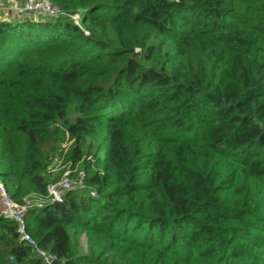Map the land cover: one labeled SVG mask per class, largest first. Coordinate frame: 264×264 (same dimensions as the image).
<instances>
[{
    "label": "trees",
    "instance_id": "1",
    "mask_svg": "<svg viewBox=\"0 0 264 264\" xmlns=\"http://www.w3.org/2000/svg\"><path fill=\"white\" fill-rule=\"evenodd\" d=\"M46 1L56 17L0 19V178L45 199L70 139L97 196L32 207L36 245L63 264H264V0ZM0 264H46L2 217Z\"/></svg>",
    "mask_w": 264,
    "mask_h": 264
},
{
    "label": "built area",
    "instance_id": "2",
    "mask_svg": "<svg viewBox=\"0 0 264 264\" xmlns=\"http://www.w3.org/2000/svg\"><path fill=\"white\" fill-rule=\"evenodd\" d=\"M25 10L28 13H36L40 10H45L47 12H51V16H55V14H58V9L50 5L46 0H33L32 2L27 4ZM83 178L84 172H79V184L78 182L76 184H72L70 178L68 177V173H65L59 181L48 183L46 185L45 200L38 202L36 205H32L26 199H24L22 203L11 200L6 193L2 181H0V217L15 222L17 226V232L19 233L21 241L26 245H30L34 249L35 254L40 256L46 264H50L51 256L45 251L41 250L36 245L32 237L25 231L26 215L32 208V206L40 207L44 203L62 202L65 194L68 191L74 189V187H76L77 185L78 187L83 186Z\"/></svg>",
    "mask_w": 264,
    "mask_h": 264
},
{
    "label": "rangeland",
    "instance_id": "3",
    "mask_svg": "<svg viewBox=\"0 0 264 264\" xmlns=\"http://www.w3.org/2000/svg\"><path fill=\"white\" fill-rule=\"evenodd\" d=\"M32 1L33 0H0V19L11 20L16 16L20 17L21 14L24 13V11L26 12V14H30L32 16H34V15L38 16V14H40V15H42L43 19H45V18L49 19V18L56 17V14H55V16L54 15L51 16L52 15V14H50L51 12H47L45 10H40L36 13H28L25 10V8H26L27 4L32 2ZM71 144H72V140L66 139V141H64V143L62 144L61 151H60L61 153L55 155V157L53 158L54 160H52V162H53L52 166L49 168V171H48V173L50 175L49 183H54V182L59 181L64 176L65 173H68V177L70 178L72 184H76L77 182L79 184L78 174H79V172H83V169H82V166L80 165V163H77L73 167L71 166L72 162H71L70 157H69L70 148L72 146ZM94 144L95 143H93V145ZM0 181H1V178H0ZM82 184H83L82 187H78V185H77L72 190L90 193L93 197L97 196L96 192L93 188H91V187L88 188L84 185L83 180H82ZM26 200L29 203H31L32 205H36L38 202L44 201L45 199H42V198L40 199L36 195H30L26 198ZM84 241H85V238L83 236H81L80 242L83 245H84Z\"/></svg>",
    "mask_w": 264,
    "mask_h": 264
},
{
    "label": "water",
    "instance_id": "4",
    "mask_svg": "<svg viewBox=\"0 0 264 264\" xmlns=\"http://www.w3.org/2000/svg\"><path fill=\"white\" fill-rule=\"evenodd\" d=\"M64 259L56 258V257H51L50 258V264H63Z\"/></svg>",
    "mask_w": 264,
    "mask_h": 264
}]
</instances>
